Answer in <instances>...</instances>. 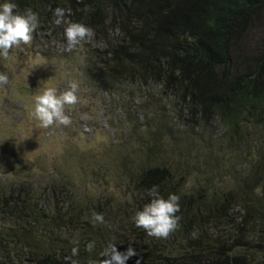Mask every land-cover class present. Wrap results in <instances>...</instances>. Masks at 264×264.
<instances>
[{"label": "trees", "instance_id": "1", "mask_svg": "<svg viewBox=\"0 0 264 264\" xmlns=\"http://www.w3.org/2000/svg\"><path fill=\"white\" fill-rule=\"evenodd\" d=\"M7 2L38 15L32 44L42 52L47 39L66 41L69 23L94 31L76 48L78 65L117 98L127 128L97 158L75 154L73 169L54 166L42 180L43 162L5 154L0 264H100L113 244L137 253L126 264H264V0ZM88 181L105 189L91 193ZM154 185L180 197L168 239L133 220Z\"/></svg>", "mask_w": 264, "mask_h": 264}, {"label": "rangeland", "instance_id": "2", "mask_svg": "<svg viewBox=\"0 0 264 264\" xmlns=\"http://www.w3.org/2000/svg\"><path fill=\"white\" fill-rule=\"evenodd\" d=\"M44 44V52L31 43L11 49L7 59L2 57L9 78L7 85L0 86L2 178H8L5 154L9 158L19 157L26 164L43 162L45 173L35 178L42 180L53 176L54 166L61 170L73 169L77 162L75 154L78 157L87 153L97 158L114 144V136L127 128L117 98L98 91L85 81L83 66L78 65L77 47L65 51L66 41L60 38L47 39ZM72 82L79 85L78 102L65 108L72 124L39 127V121L32 115L35 96L48 87L55 88L59 94ZM237 170L242 171V168ZM88 187L91 193L98 194L105 189V183L88 181Z\"/></svg>", "mask_w": 264, "mask_h": 264}, {"label": "clouds", "instance_id": "3", "mask_svg": "<svg viewBox=\"0 0 264 264\" xmlns=\"http://www.w3.org/2000/svg\"><path fill=\"white\" fill-rule=\"evenodd\" d=\"M16 5L5 0L0 4V56L7 59L10 50L19 48L21 45H30L33 40V32L37 29L38 15L31 9L20 15L15 12ZM87 11V8L83 9ZM54 24L60 26L64 23L65 10L56 8L53 12ZM67 47L65 51H71L81 44L82 41L94 36V31L81 24L69 23L64 30ZM9 78L6 74L0 73V86L7 85ZM79 85L72 82L69 88L59 94L52 87L45 88L43 93L35 96L32 115L39 121V127L49 128L51 126L68 127L72 124L69 115L66 114V106L75 105L78 102L77 92ZM151 197L150 202L145 204L143 209L133 217L135 226L142 228L149 237L156 239H168L180 227L181 217L177 215L180 211V197L170 193L167 199L159 194L158 186H153L148 191ZM93 223H104L102 214L93 213ZM73 247L72 255L79 253L78 242ZM95 249V242H89L85 251L91 253ZM137 255L133 248L129 247L125 253L117 251L115 245H109L101 253L100 264H126V261ZM66 261L70 258L66 257ZM74 264V262H70Z\"/></svg>", "mask_w": 264, "mask_h": 264}]
</instances>
